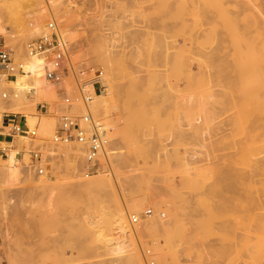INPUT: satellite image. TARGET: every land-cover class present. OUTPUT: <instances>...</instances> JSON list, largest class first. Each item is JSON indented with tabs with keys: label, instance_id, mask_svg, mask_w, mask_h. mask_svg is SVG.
Wrapping results in <instances>:
<instances>
[{
	"label": "rangeland",
	"instance_id": "obj_1",
	"mask_svg": "<svg viewBox=\"0 0 264 264\" xmlns=\"http://www.w3.org/2000/svg\"><path fill=\"white\" fill-rule=\"evenodd\" d=\"M176 1L69 0L53 10L58 29L71 33L68 61L83 67L80 81L100 83V91L88 85L89 108L102 111L95 118L105 129L92 173L107 175L106 184L72 192L70 166L43 150L45 174H53L45 189L34 194L30 181L11 189L0 180V256L7 245L12 264L107 261L103 239L116 233L114 213L130 206L128 198L142 208L137 222L147 227L141 245H131L143 264H264L257 181L264 173L254 165L264 157V0ZM30 2L16 0L14 8L23 13ZM22 26L9 30L18 37ZM135 26L146 28L140 38ZM74 77L47 78L43 106H28L58 119L65 110L80 115L78 101L62 103L76 90ZM5 88L1 114L13 93L3 98ZM86 216L95 221L93 232L77 230Z\"/></svg>",
	"mask_w": 264,
	"mask_h": 264
},
{
	"label": "bare ground",
	"instance_id": "obj_2",
	"mask_svg": "<svg viewBox=\"0 0 264 264\" xmlns=\"http://www.w3.org/2000/svg\"><path fill=\"white\" fill-rule=\"evenodd\" d=\"M4 1L5 2L3 3V5L1 4L3 7L0 9V35H1V37L4 38L5 42L8 44V46L12 50L13 55L16 58H19V60H21L24 63V68H23V71L22 72L16 73V74H14L12 76H9V77H1L0 76V88H2V87H9L13 91L11 97L7 101H5V107L4 108H5L6 111H9L11 113H16V114L23 115L25 117V124L28 126V128L30 130H34V137H31V136H29L27 134H14L13 137H12V140L9 143H7L8 144V147H9L8 154H7L6 157H0V180H1V182L4 181L6 183V185H7V187H9V188L12 189V188H16L15 187V184L17 182H19V181H21V182H23V181L24 182L25 181H30V182H32V184L29 183V185L28 184L27 185L29 187L30 186L32 187V188H30L31 191L35 190V192H36V190H37V193H39L38 189H40L42 187L44 188L45 185L47 186V184L49 183V181H48L49 179L52 180V177L53 176H51V175H53V174H45V175H43V177L38 178V180L36 178L37 175L33 174V171L34 170L29 165L30 158H29V154H28L29 145L31 144V142H33V143H36V144H38L40 146V149L43 150L42 152L47 151L48 154L50 153V156H49L50 158L51 157H54V156L55 157L58 156L59 158H61V160L64 159V161L66 162V164H68L70 166V172H69V170H68V172L70 173V175H72L75 178V179H71L73 181L70 180L71 182L68 185L69 188H71L70 190H72V192H75V193L77 191H78V193L79 192L80 193L81 192H87V194H88V192L91 191L90 189L91 188H94V186L97 185V184H98V186H100L101 184L103 186H105L104 184H106V183L103 184V182L102 183H100V182L103 181V177L104 176H107V175H104V176H103V174L101 175L100 174V172H101L100 169L97 170V171H100L99 172V175H97L98 172L95 173V174H93L92 172H91L92 174L87 173V171H86L87 161L85 159L84 149L82 148L81 145H77V143H74V142L56 143V142L53 141V135H54V132H55V130L57 128V126H56L57 119H58L56 117L57 114L56 113L51 114V113L48 112L49 110L46 111L43 107L40 108V109H39V107H37L36 109H31V107L33 105L30 104V103H33L34 104V108H35V105L36 106L38 105V103L42 104V106H43L42 100L45 97L44 96L45 94L43 95V93L45 92L44 87H45L46 81H49V80L46 78V76L44 74V67H43V64L46 62V54L41 53V54L29 55L27 53L26 49H25V45H26L25 43L27 41H29V39H34L38 35H40L41 33L47 32L48 30L44 26V23L47 20L48 16H51L52 17L53 16V10H55V11L59 10L60 6L61 5H64L69 0H63L62 2H59L58 0H31L29 8L25 9V11H23V13L19 12L16 8H14V5L16 4V0H4ZM178 2L180 3L181 0L175 2V5L176 6L179 4ZM144 4H146V3H144ZM149 9H150V7H149ZM259 11H261V10H259ZM146 12H147V9H146ZM147 13H146L145 16L146 17L148 16V18H149V13H148V15H147ZM146 17H144V19ZM173 17H175V16H173ZM55 21H56V24L57 23H60V22H57L56 18H55ZM151 23H153V22H151ZM23 24H24V26H22ZM146 25L149 26L148 24H146ZM16 26L17 27L18 26H22L24 28V30L16 31V32H18V37L16 35H13L14 33L12 34L10 32V30H9L10 28H14ZM57 27H58V25H57ZM262 28H264V27H262ZM142 29H144V28H142ZM136 30L138 32H136L134 30V34H136L135 36H138V38H140L139 35L142 33V31L144 33V30L141 31L140 28L139 29L137 28ZM139 30H140V32H139ZM146 33L148 35L153 34L151 32V30H150V33H148L147 31H146ZM60 34H61L62 38L66 41L65 42V45L66 44L69 45L68 42L72 40V37L70 36L71 33H68L66 31L65 32L60 31ZM145 36H146V34L144 35V37ZM141 38L143 39V37H141ZM135 39H137V37H135ZM144 42H145V40H144ZM174 44H175V42H174ZM169 47H170V45L168 46V48ZM109 51L110 50H108V52ZM162 52L165 53V51H162ZM167 57H169V56H167ZM176 57L174 56V58H176ZM169 58H168V60H169ZM106 66L108 67V65H106ZM102 67H104V66H102ZM107 76L109 78H106L105 80L107 82L112 81L111 78H110V75H109V71H107ZM49 88H50V86H49ZM88 89L91 90V91H93L92 88H89L88 87ZM55 92H56V90H55ZM57 96H58V94H57ZM47 97H49V95ZM92 98L93 97L91 95V99ZM58 99H59V96H58ZM48 100H50V99H48ZM89 102L91 103V101H89ZM90 103H89V105H90ZM28 105H31V107L28 106ZM74 105H75L74 107H78L79 109L82 110V104H81V102L78 101ZM90 106H92V105H90ZM53 107H54V104H53ZM89 110H90L91 115L94 118H95V116L97 118L98 117L97 115H99V114L101 115V113H102L101 110H95V106L94 105H93L92 110L90 108H89ZM100 111H101V113H100ZM68 112H70V111H68ZM55 114H56V116H55ZM1 115L2 114L0 113V117H1ZM98 122L100 123V121H98ZM193 123H196V122H193ZM81 124L84 125V126H86V124L84 122H81ZM189 128H190V126H189ZM151 134H152V132L151 133L149 132V135H151ZM147 135H148V133H147ZM153 141H155V140H153ZM3 143L4 142L1 141V144H3ZM101 150L104 151L103 146H102ZM51 153H53V154L51 155ZM55 154H57V155H55ZM44 155L47 158L48 155L47 154H44ZM74 156H77L76 157L77 159H82L83 160L81 166H80L79 162L76 161V159L74 158ZM106 158H104V159H106ZM105 162H108V161L105 160ZM255 162L256 163L254 165H255V167L257 166L256 169H258L259 171H261V173H264V171H262V170H264V157L261 156L260 159H258V160L255 159ZM252 163H254V162L252 161ZM63 167L64 166H62V168ZM255 167L253 166V169ZM253 169H252V171H253ZM258 170H256V172H258ZM244 171H246V170H244ZM62 172H65V171H63V169H62ZM254 172H255V170H254ZM254 172H252V173H254ZM240 173L243 174L244 172H240ZM82 175H84V176H82ZM77 176L79 178H77ZM80 176L82 177V179H81ZM243 176H245V174ZM247 176L248 177H253V176H249V175H247ZM35 180H37V181H35ZM239 180H240V178H239ZM45 181L48 182V183L46 184ZM243 181H242V183H243ZM257 181H258V183L260 181L262 182V187H261L260 191L262 192V194H264V180H262V178H261V179H259ZM106 182L108 183V181H106ZM109 182H111V181H109ZM108 185L109 184H107V186ZM247 185H249V184L247 183ZM251 185L253 186L252 183H251ZM260 185H261V183H260ZM252 186H251V188H253ZM29 187H28V189H29ZM95 188H96V186H95ZM248 188H249V186H248ZM31 191H29V192L32 195ZM43 191L44 190L41 189V192L42 193H43ZM92 191H93V189H92ZM33 193H34V191H33ZM257 194H258V192H257ZM258 195H261V194H258ZM252 199H253V197H252ZM126 200H127V202H129L130 206L129 207L127 206L128 208L126 206H124L123 208L121 207L120 209L118 208L116 210V212L114 213V215H116V217H117V220L116 219H115L116 221L114 220L115 222H117L116 223L117 224V228H115V230H117L116 233L115 234L113 233L114 235L111 238L106 237L107 239H105V238L103 239L104 241H106V244L104 243L105 244L104 245L105 247L103 246L104 247L103 248V251L102 250L101 251L106 256L107 261H104V259H102V260H99L98 262H96L97 264H114V263L115 264H143V261H142L140 255L138 254V252L136 250L132 251L133 247H131V245H134V246H135V244H138V246L141 245L140 244L142 242L141 240H143L147 236L146 223H145L144 219L141 220V221H139V222H137L138 221V217H140V218L142 217V216H140V213H141L142 208H137L133 204H131L129 198L126 199ZM258 201H259L258 208L260 210L258 212L259 213L258 214V216H259L258 219L260 218L259 221H261L260 222V227H259V232H262V233H260L259 238L261 237L262 239H260V240H261L262 243H264V237H262V234H264V197H262V195H261ZM49 202H51V201H49ZM49 202H46V203H49ZM250 202H252V201H250ZM125 203H123V204H125ZM48 205H50V203ZM248 205H250V204H248ZM254 206H257V205H254ZM46 207H49V206H46ZM129 209H131L134 213H132L130 216L127 217L128 210ZM252 210H253V208H252ZM248 211H249V209H248ZM143 213L146 214V217H147L146 220H150L151 216L150 215H147V213L145 211ZM255 213H257V212H255ZM255 215H257V214H255ZM132 216H135L136 217V221L135 222H132L131 221V217ZM90 218L91 217H89V216L84 217L83 219L86 220V221L85 222H82V224L79 223L78 224L79 227H77V230L78 229H81L82 231H84V230L85 231L91 230L90 227H91V225H93L95 223V221L91 220ZM127 218H128V220H127ZM97 220L100 221L99 218ZM256 222H257V220H256ZM24 223H25V221H24ZM94 225H96V224H94ZM106 226H107V223H106ZM98 230H100V229L98 228ZM98 230H96V231H98ZM106 230L110 233V231L108 229H106ZM96 231L94 233H97V236H98V232L99 231L98 232H96ZM113 231H114V228H113ZM259 232H257V233H259ZM81 233L84 234L83 232H81ZM255 238H257V237H255ZM249 243H251V241ZM11 251H13V250H11L6 245L4 251L2 252L3 255L0 256V264H5V263L6 264H12L14 262Z\"/></svg>",
	"mask_w": 264,
	"mask_h": 264
},
{
	"label": "built area",
	"instance_id": "obj_3",
	"mask_svg": "<svg viewBox=\"0 0 264 264\" xmlns=\"http://www.w3.org/2000/svg\"><path fill=\"white\" fill-rule=\"evenodd\" d=\"M46 28L48 31L29 40L25 45V49L29 55L46 54V62L43 64L46 78L62 77L67 73L75 76L76 90L73 95H64L62 103L67 108L72 105L73 101H79L82 104L80 115L72 114L67 110L59 115L53 141L56 143L74 142L80 144L85 152L86 171L91 173L96 171L97 161L95 159L103 146L105 129L90 113L88 102L91 100V92L88 85L91 82L90 84L94 90L100 91V83L96 80L80 81V76L84 73L83 67H80L82 69H75L68 61V48L60 34L54 16H50L47 20ZM23 68L24 63L19 59H15L12 50L0 36V76H12L22 72ZM9 94L10 88L6 87L1 96L6 99ZM81 122H84L86 126L82 125ZM14 134H27L34 137V130H30L25 124L23 115L3 112L0 117V157L7 156L9 151L7 143L12 140ZM1 141L4 143L1 144ZM28 154L30 158L29 165L35 171V174L44 175L43 163L46 157L42 158L40 146L31 142ZM149 212L150 210L146 213ZM131 221L135 222L136 217L132 216ZM145 253L149 252L146 251ZM150 263L152 264V262Z\"/></svg>",
	"mask_w": 264,
	"mask_h": 264
}]
</instances>
